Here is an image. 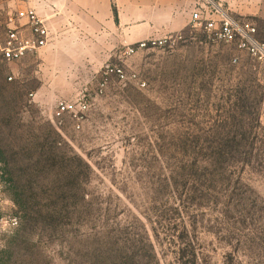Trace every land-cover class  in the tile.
Masks as SVG:
<instances>
[{
    "label": "rangeland",
    "instance_id": "1",
    "mask_svg": "<svg viewBox=\"0 0 264 264\" xmlns=\"http://www.w3.org/2000/svg\"><path fill=\"white\" fill-rule=\"evenodd\" d=\"M17 7L0 0V46ZM252 22L264 42V22ZM182 34L60 67L57 100L41 97L39 54H0V149L14 186L3 213L19 218L0 232V264H264V62ZM83 97L79 128L53 118L58 102Z\"/></svg>",
    "mask_w": 264,
    "mask_h": 264
},
{
    "label": "crops",
    "instance_id": "2",
    "mask_svg": "<svg viewBox=\"0 0 264 264\" xmlns=\"http://www.w3.org/2000/svg\"><path fill=\"white\" fill-rule=\"evenodd\" d=\"M217 1L235 18L253 25L255 20L264 22V0ZM196 3L197 0H40L37 12L53 37L47 47L25 57L39 54L41 66L47 68L41 97H63L49 93L63 81L59 68L78 67L81 62L86 65L88 53H96L93 60L103 62L112 54L122 53L128 45L192 29Z\"/></svg>",
    "mask_w": 264,
    "mask_h": 264
},
{
    "label": "built area",
    "instance_id": "3",
    "mask_svg": "<svg viewBox=\"0 0 264 264\" xmlns=\"http://www.w3.org/2000/svg\"><path fill=\"white\" fill-rule=\"evenodd\" d=\"M40 0H17L18 7L8 19L5 39L0 46V54L6 63L18 62L29 53H36L47 47L52 40L50 27L37 12L36 5ZM191 27L203 31L208 39L215 43H235L242 51L253 58L264 62V42L257 39L255 26L246 20L233 17L217 0H197L191 15ZM183 34L170 35L163 38H149L128 45L126 56L138 51L167 47L183 39ZM106 75L115 74L121 79L125 74L121 69L106 67ZM131 75L130 79H136ZM12 79V78H10ZM105 83H101V90ZM145 84L142 83V86ZM89 105L83 98L57 103L53 118L59 123L69 117L80 127L88 112ZM4 183L0 179V232L12 231L19 226V218L5 215Z\"/></svg>",
    "mask_w": 264,
    "mask_h": 264
},
{
    "label": "trees",
    "instance_id": "4",
    "mask_svg": "<svg viewBox=\"0 0 264 264\" xmlns=\"http://www.w3.org/2000/svg\"><path fill=\"white\" fill-rule=\"evenodd\" d=\"M6 156H4V152L0 149V174H1V180L5 185V188L7 189L8 192H10V190L12 188H14L13 186V182H12V176L10 175V172H8V168L6 166H8V162L4 161L3 159ZM7 163V164H6ZM15 201L16 203L19 205V208H24V204L21 202V199L19 197V193L15 196Z\"/></svg>",
    "mask_w": 264,
    "mask_h": 264
}]
</instances>
